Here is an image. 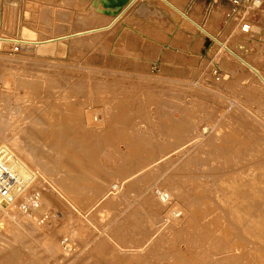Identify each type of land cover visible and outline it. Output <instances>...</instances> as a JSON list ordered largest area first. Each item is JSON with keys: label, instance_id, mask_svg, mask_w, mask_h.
<instances>
[{"label": "rangeland", "instance_id": "374dc122", "mask_svg": "<svg viewBox=\"0 0 264 264\" xmlns=\"http://www.w3.org/2000/svg\"><path fill=\"white\" fill-rule=\"evenodd\" d=\"M170 1L211 36L162 0H135L115 21L90 0H0L2 37L27 31L44 40L101 28L63 38L61 53L53 43L38 57L0 44V106L21 103L26 118L14 131L0 127V151L10 137L19 149L31 145L38 158L61 160L81 188L75 200L44 176L39 160H26L35 165L28 171L11 160L23 201L50 187L60 204L45 208L43 222L25 211L46 229L42 240L24 239L23 219L12 221L0 264H207L210 256L214 263L215 245L224 243L210 227L217 182L237 160L264 165V93L214 40L236 42L264 73V44H249L247 53L237 47L249 43L246 22L264 26V0ZM226 124L236 134L224 141ZM250 204L258 209L259 199L250 196ZM220 264L243 260L228 255Z\"/></svg>", "mask_w": 264, "mask_h": 264}, {"label": "bare ground", "instance_id": "6f19581e", "mask_svg": "<svg viewBox=\"0 0 264 264\" xmlns=\"http://www.w3.org/2000/svg\"><path fill=\"white\" fill-rule=\"evenodd\" d=\"M90 1L93 2V4H95L94 1L99 2V5H101L103 7L101 0H94V1L90 0ZM134 1L135 0H127V2L118 10H114V11L112 10L111 12H108V9L103 7V9H101V10L99 9L98 12H100L99 14H101L103 16L111 18V21H115L117 18H119L121 15H123L125 13V11L130 7V5ZM162 1L167 6H169L175 13L176 12L179 13L181 15V17H183V20L189 21L193 26H195V28H197V29L201 30V32L209 35V37L211 36V34L209 32H207L208 30L206 31L202 27V25H200L198 23L197 20H196L197 21L196 22L185 11H183L179 7H177L172 1H170V0H162ZM246 23L247 24L244 25V30L247 29V38H249L248 39L249 43H247L245 41L247 39L243 38L242 41L237 42V47L240 50H242V51L244 50V52L247 53L250 50L249 44H253V43L264 44V26L263 25H256V24L252 23L251 21L246 22ZM102 28H104V27H102ZM99 29H101V28H93L90 30L79 31L77 33L68 34L66 36L53 37V38L44 39V40H32V37L34 35L31 34V32H27V31L22 32L21 31V33H19V36L17 38H14V39L4 37V36L3 37L0 36V44H2V43H9V44L12 43L13 44L14 43V44L18 45L19 49L24 51V53L29 52L30 54L37 56V54H39V53L41 54V53L50 51V49H51L50 47L53 43H59L58 45L55 46V49H56V51L61 53L64 50L63 44L60 42V41H62L63 38L71 37V36H75V35H79V34H84V33H91V32H95L96 30H99ZM240 31H242V30H239V32ZM212 39L214 40V38H212ZM93 41H95V40H93ZM214 41H216V43L219 44L220 47L223 48L228 53V55L233 56L236 60H238L241 64H243V66H246V68L249 69L250 72H252L254 74V76H255L254 79L256 80V82H254V83L257 84V88L258 89L260 88L262 90V92L264 93V73L261 72L256 67H254L247 59H245L242 56L241 51L237 52L236 46L234 47V44L236 42L231 44L234 47V49H233L232 46L226 45L225 42H224L225 43L224 44L223 42H220V40L218 41L216 39ZM244 41H245V43H244ZM12 46H10V47H12ZM247 47L249 48L248 51H247V49H248ZM248 55H249V53L247 54L246 57H248ZM46 82H49V81L45 80V83ZM23 104H24V102H23ZM262 108L264 109V103H263ZM81 109H79V110H81ZM23 111H24V108L22 107L21 103L7 104L5 107L0 106V127L5 128L2 125L6 124V128L8 131H14L16 129H19L18 127L26 120ZM67 111H69V110H67ZM65 112H64V114H65ZM72 116H74V115L72 114ZM50 119L51 118H49V120ZM51 121H52V119H51ZM51 121H49V123H52ZM62 122H64V120ZM65 122H66V120H65ZM50 125L51 124H49V126ZM230 125H233V124H230ZM46 126H47V124H46ZM36 127L39 128V124H37ZM55 127H57V126H55ZM121 127H122V124H119V128H120L119 131L122 133L123 130ZM44 128H43V130H44ZM39 129L42 130V128H39ZM234 129L230 128V126L228 124L224 125V134H225V136L223 137V139H225L224 141L228 140V138L230 136H234L236 134ZM121 133H119V134H121ZM50 135H51V133H50ZM237 135H239V134H237ZM216 137H218V136H216ZM231 138L232 137H230V139ZM28 140H30V138ZM216 140L218 142V139H216ZM32 142H33V140H32ZM34 142H36V141H34ZM79 142H81V141H79ZM237 145H238V142H237ZM18 146H19L18 140L10 137V138L5 139V146H2V148H3V151L10 153L11 158H12L11 160H14L17 164H21L25 171H28L30 169V166L31 167L35 166V165H33V163L28 165L29 163H26L27 162L26 160H30V163L32 160L33 161L39 160V163H38L39 165H37V166H39L41 171L43 173H45L44 176L46 178L52 180V182H54L57 189L60 191H63L65 193V195L71 196L75 200H78V197H79L78 194L80 192L77 193L76 190L79 191L81 188L76 183V181H75L76 179L73 180L70 177L71 173L69 174V171H67L68 169L66 168L64 163H62L61 160L55 161V162L46 161V159L44 157L38 158L35 155V153H33L34 148L31 149V145L29 146L30 148L27 145H24L25 147L23 149H21V148L19 149ZM212 146H214V145H212ZM218 146H219V144H218ZM84 148H86V147H84ZM214 148H215V146H214ZM60 150H62V149H60ZM19 153H21V155ZM58 154H60V153L58 152ZM58 154H57V156H59ZM66 156H67V154H66ZM58 158H60V157H58ZM247 161H248V159L235 161L233 166L226 173V177L221 178L217 182V189L215 192L214 204H213V206L211 205L214 208L211 207L212 209H210V211L214 209L213 210L214 211L213 212L214 213L213 214L214 215L213 220H211V222L212 221L213 222H212V225L210 227H212L214 236L219 241H222L224 243L219 245V242H217V244L215 245V252H214V263L215 264H220L221 262H223L226 259V256H228V255L241 257L243 260V264H264V190L260 191V189H258L259 185L264 182V165L257 166L255 164H252V163L247 162ZM10 169H11L12 173L14 174L15 178L17 179L18 174H16V171L13 170L11 167H10ZM87 174H88V176L89 175L94 176V173L92 171H89V170H88ZM94 177H96V176H94ZM80 179H81V177H80ZM16 184H17V188H16L14 201L12 203L8 204L6 207H4L2 209V212L0 211V247H2V248H4V247L8 248L11 246V244L5 238L4 232L11 225L12 221H14L15 219H18V218L23 219V222H24V227H23L24 239L27 238L28 236L30 237V234L32 235V233L39 234L38 236L41 237V235L46 232V229H44L42 224L39 223L40 221L43 222V219H44L43 216L46 215L48 212L47 210H45V208L51 203H55L56 205L60 204L59 199L58 200L56 199L57 197L55 195V192L54 191L52 192L50 190L51 189L50 187L48 189H46V188L44 189L43 196H42V194L38 193L39 197L36 199L38 202V207L33 209V211H34V213H36V215L41 214L39 216V222H38V220L37 221L35 220V218H34L35 216L33 217L31 214H29V212H28V214H27V212H25L26 210L23 208V205H21V202H23V198L21 197V195H19V191H20L19 189H20L21 184L19 182H16ZM99 185H100V183L98 184V187H99ZM250 196L252 198H258L259 199V208L258 209L254 210L253 204H250ZM205 207H203V208H205ZM208 207H207V209L210 208V207L209 208ZM224 208L226 209V216H225V209ZM205 211L208 212V210H205ZM205 211H204V213H206ZM201 212H203V211H201ZM210 214H212V213H210ZM207 215L208 214L206 213V216ZM203 216H205V215H203ZM209 217H211V216H209ZM198 218H200V217H197V221L199 220ZM201 219L199 221H201ZM201 222H205V221H201ZM38 231H42V232H38ZM33 237H36V236H33ZM26 240H25V242L24 241L22 242L24 248L27 251H29L33 256H35L36 253H35L34 247L31 245L30 242L28 243ZM35 240H38V239H35ZM41 240H42V237H41ZM38 241H40V240H38ZM40 242H42V241H40ZM63 242H67V241L63 240ZM71 244H73V243L71 242ZM42 247H44V246H42ZM189 253H192V252H189ZM197 255L201 256V253L198 252ZM221 255H224V256L221 257ZM195 256H193V257H195ZM207 256H208V253H207ZM199 258H201V257H199ZM196 259H197V257H196ZM208 259L206 262L207 264H209ZM203 260H201V261H203ZM193 261H194V259H193ZM201 261H199L200 264H201Z\"/></svg>", "mask_w": 264, "mask_h": 264}, {"label": "built area", "instance_id": "2783aa9c", "mask_svg": "<svg viewBox=\"0 0 264 264\" xmlns=\"http://www.w3.org/2000/svg\"><path fill=\"white\" fill-rule=\"evenodd\" d=\"M247 30V29H246ZM11 161V154L5 151H0V211L8 204L14 201L16 193V178L12 173L9 163ZM25 210L37 208L38 202L35 198H26L21 202Z\"/></svg>", "mask_w": 264, "mask_h": 264}, {"label": "water", "instance_id": "95a60500", "mask_svg": "<svg viewBox=\"0 0 264 264\" xmlns=\"http://www.w3.org/2000/svg\"><path fill=\"white\" fill-rule=\"evenodd\" d=\"M103 7L108 9V12H111L112 10H118L120 9L127 0H101Z\"/></svg>", "mask_w": 264, "mask_h": 264}]
</instances>
